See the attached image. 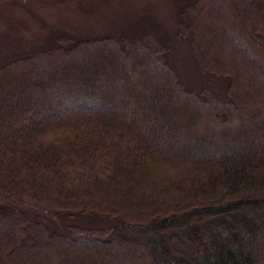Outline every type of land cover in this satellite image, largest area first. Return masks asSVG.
Wrapping results in <instances>:
<instances>
[{"label":"trees","instance_id":"1","mask_svg":"<svg viewBox=\"0 0 264 264\" xmlns=\"http://www.w3.org/2000/svg\"><path fill=\"white\" fill-rule=\"evenodd\" d=\"M0 264H264V0L2 62Z\"/></svg>","mask_w":264,"mask_h":264},{"label":"rangeland","instance_id":"2","mask_svg":"<svg viewBox=\"0 0 264 264\" xmlns=\"http://www.w3.org/2000/svg\"><path fill=\"white\" fill-rule=\"evenodd\" d=\"M183 5L184 0H0V64L13 55L45 48L59 34L81 38L134 35L145 22L155 20L173 31ZM178 51L173 64L182 79L190 87L206 86L190 46L179 43ZM226 81L222 77L211 81L214 91L223 94ZM77 223L83 225V222ZM224 242L231 243V240L224 239ZM76 252L83 254L81 250Z\"/></svg>","mask_w":264,"mask_h":264}]
</instances>
